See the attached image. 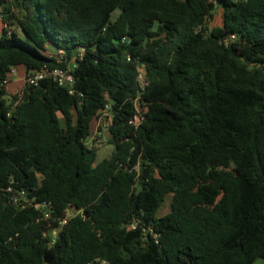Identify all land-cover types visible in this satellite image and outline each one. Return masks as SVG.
I'll use <instances>...</instances> for the list:
<instances>
[{"label":"trees","instance_id":"1","mask_svg":"<svg viewBox=\"0 0 264 264\" xmlns=\"http://www.w3.org/2000/svg\"><path fill=\"white\" fill-rule=\"evenodd\" d=\"M0 8V264L264 259V0ZM72 62L73 94L48 79L8 97L13 68ZM104 113L115 151L98 162Z\"/></svg>","mask_w":264,"mask_h":264},{"label":"built area","instance_id":"2","mask_svg":"<svg viewBox=\"0 0 264 264\" xmlns=\"http://www.w3.org/2000/svg\"><path fill=\"white\" fill-rule=\"evenodd\" d=\"M77 67V64L75 62H72L71 65H69L67 68H49V67H42L40 70L32 72V73H25V84L29 85H39L40 82L44 80H53L56 82L60 87L67 88L70 90V93H74V85H75V77H74V70ZM17 69L18 68H13L11 71V76L4 80L3 85L4 86H9L12 82V77L17 74ZM142 79V77H141ZM143 80V79H142ZM23 91V90H22ZM22 91L17 93L20 96L22 95ZM18 104L16 102L15 106ZM106 114V113H104ZM141 123V117L140 115H136L131 121L130 124L138 127ZM21 195H24V192L21 193ZM42 204H37L36 208H41ZM75 211H69L66 216L60 221L59 228L54 229V234H57L58 230L61 229L62 226L66 225L69 221L70 218L76 216ZM51 217L50 213L45 212L43 218L44 219H49ZM132 228H136V223L131 225ZM46 235V234H45ZM157 239V237H155ZM158 242V241H157ZM97 264H111L107 261L104 260H97Z\"/></svg>","mask_w":264,"mask_h":264},{"label":"rangeland","instance_id":"3","mask_svg":"<svg viewBox=\"0 0 264 264\" xmlns=\"http://www.w3.org/2000/svg\"><path fill=\"white\" fill-rule=\"evenodd\" d=\"M2 12V8H0V15ZM223 25V10L221 8H218L214 11V17L209 21L208 26L210 29H213L215 27H221ZM23 71L21 69H17V74L19 73L20 76H18V79L15 80V84L19 82V86H14L15 93L8 94V97H11L19 92H21L25 86V74L22 73ZM14 81V80H13ZM111 118L108 114H102L99 117H97L92 122V135L89 139V146L94 147L97 149L98 158L97 161L100 162L105 158H109L112 156V154L115 151L114 145H111L107 143V140L109 138L108 133V125L110 124ZM169 198L165 203L164 208L160 212V216H163L167 214L170 211L169 206ZM254 264H264V259L260 258L256 260Z\"/></svg>","mask_w":264,"mask_h":264},{"label":"crops","instance_id":"4","mask_svg":"<svg viewBox=\"0 0 264 264\" xmlns=\"http://www.w3.org/2000/svg\"><path fill=\"white\" fill-rule=\"evenodd\" d=\"M1 32H2V15H0V35H1ZM19 69H21L23 72L22 73H26L25 72V70L23 69V68H19ZM20 74L21 73H19L18 75H15V76H13L12 77V82H11V84L8 86V93L10 94V93H15V88H14V86H19V82H17L16 84L14 83L15 82V80L16 79H18V76H20ZM14 80V81H13ZM14 85V86H13Z\"/></svg>","mask_w":264,"mask_h":264}]
</instances>
